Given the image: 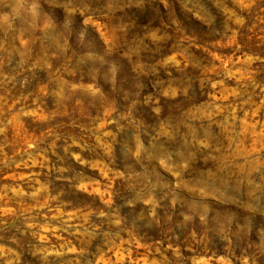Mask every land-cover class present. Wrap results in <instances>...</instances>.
<instances>
[{
    "label": "rangeland",
    "instance_id": "1",
    "mask_svg": "<svg viewBox=\"0 0 264 264\" xmlns=\"http://www.w3.org/2000/svg\"><path fill=\"white\" fill-rule=\"evenodd\" d=\"M0 264H264V0H0Z\"/></svg>",
    "mask_w": 264,
    "mask_h": 264
}]
</instances>
